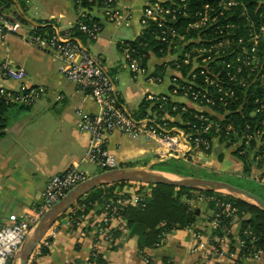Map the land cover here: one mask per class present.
<instances>
[{
    "label": "crops",
    "instance_id": "obj_1",
    "mask_svg": "<svg viewBox=\"0 0 264 264\" xmlns=\"http://www.w3.org/2000/svg\"><path fill=\"white\" fill-rule=\"evenodd\" d=\"M148 1L152 0H118L120 7L135 12L132 25L126 27L133 29V40H117L115 43L114 38L119 39L121 27L112 22L104 23V30L97 41L81 39L93 56L103 60L114 79L121 103L133 116L142 114L140 107L143 102L148 105L147 112L154 110L156 102L148 100L149 97L157 99L169 95L171 78L182 76L176 64L181 52L178 53L171 47H149L143 53L144 56L140 57L143 72L135 73L130 70L136 86L120 90L117 85L119 69L115 61L111 60L108 65L107 54L111 46L116 44L130 69L125 49H119V45L126 41L134 42L141 36L139 11ZM3 13L12 20L22 22L28 30L49 28L44 31H50L54 27L72 29L82 22V18H86V11L75 5L73 0H12L3 7ZM93 13L98 16V20H102L101 11L95 9ZM149 44L142 46L145 48ZM4 60H12L18 67L26 69L29 84L41 87L43 93L31 106L12 105L8 113L6 134L0 138V231L11 225V215L23 216L40 204L42 193L52 176L66 172L73 165H77L88 177L102 173L100 166L97 165L100 171L94 174L89 165L95 164L82 162L90 136L77 127L80 113L94 115L99 112V107L89 92L67 80L63 74V61L56 54L30 45L15 34H9L5 40L0 36V61ZM152 77H159V81H151ZM1 86L17 90L20 84L3 80L0 75ZM177 103L185 104V109L198 107L186 100H179ZM108 149L120 168L152 166L153 169L158 161L175 158L190 160L202 167L208 166L214 172L244 170V164L234 155V151L220 142L207 154L190 150L188 145L179 140L175 144H160L153 139L115 132L108 139ZM142 161L147 162L143 164ZM158 172L169 175L163 171ZM107 188L112 190L113 196L119 193H137L140 189L144 195L149 194L144 186L141 188L130 182L122 187L109 185ZM194 194L195 198L189 202L197 209L199 217L193 228L195 232L202 234L206 248L198 247V242L190 231L174 230L167 235L161 246L146 250L153 264H235L232 253H237V248H240V218L237 214L231 217V234L218 244L215 238L220 233L225 234L227 228L222 229L221 225H216L217 212L210 209L205 201L198 200L197 193ZM202 204L207 206L211 215L207 216ZM101 214L100 207L96 206L85 219L79 218L80 225H68L66 214L62 215L45 235L49 247L44 248L48 252L41 253L36 264H89L92 250L97 245L105 264H146L139 252L138 238L129 235L124 220L120 224H112V228L122 225L119 238L110 242L103 239ZM232 249L235 251H231ZM246 263L264 264V257L251 258Z\"/></svg>",
    "mask_w": 264,
    "mask_h": 264
},
{
    "label": "built area",
    "instance_id": "obj_2",
    "mask_svg": "<svg viewBox=\"0 0 264 264\" xmlns=\"http://www.w3.org/2000/svg\"><path fill=\"white\" fill-rule=\"evenodd\" d=\"M10 1L12 0H0L1 38L5 40L9 34H15L30 45L56 54L64 63L63 74L67 80L78 86V88L89 92L99 107V112L94 115L80 113L81 118L77 122L78 129L81 132L88 133L90 136L89 145L82 162L98 165L105 171L120 168L116 158L108 149V139L115 132L131 137L153 139L160 144H175L179 140L183 144L188 145L190 150L200 148L206 151L212 147V139L207 135H211L212 129H215L216 132L223 131L228 136L241 137L242 141L239 139V142L240 144L244 143L246 148L241 150L239 152L240 154L246 153L248 151L247 149L251 148L252 141L256 139H260L261 145H264V128L255 127L251 131V126L246 125L244 130L241 131V128L237 129L232 123L212 126L209 124L207 118L201 115L198 118V122L187 124V130L181 129L177 125L172 124L174 123V118L171 117L170 110L166 108V105L169 103V97L174 101L171 103L172 112L178 110L175 102L179 100L206 103L208 106L216 105L217 101L223 103V105H227L228 101L233 100L236 97V92L233 87H228L223 82L222 72L225 69L232 81H238L243 85L245 84L246 78L242 74L236 77L235 74L237 72H234L232 68H234L235 60L240 61L238 62L240 67L237 71L241 73H243L244 69L252 67L255 62L256 53L258 52L259 42L264 37V24L260 28V33L255 32L251 35L253 38L251 49H248L244 44V39H240L239 45L237 46L232 45L229 40H226V42L223 40L214 44L209 36H203L206 37L205 47L198 50L200 54L191 57L188 53H185L182 61L176 63L179 71L183 65L190 67L189 74L187 73L186 76L183 74H181L182 76H173L170 82L169 95H164L157 99L155 97H149L148 99L155 100L158 109L149 110L145 117L137 118L130 114L121 103L120 94L116 89L114 79L106 69L103 60L93 56L86 49L82 40L76 36L74 28L61 29L54 27L50 31L43 32L35 28L28 30L22 22L12 20L3 13V7ZM86 1L88 3H94V5L100 4V11L102 13V20L93 21L89 24L83 22L77 24L78 30L90 42H95L100 38L104 30V23L106 22H112L119 27H130L132 25L135 12L120 7L118 0ZM186 1L152 0L145 3L139 11V22L142 26V34L153 24L160 29V32L155 35L156 40L172 47L175 43L183 41L186 38V33L190 29L206 27L204 30H207L216 24L218 15H212L215 9L206 6L207 10L204 9L201 15L199 13L195 14V21L189 22L186 32L184 34L180 33L175 28V25L178 23L180 17L187 18L190 16ZM75 2L81 7L83 0H76ZM235 5H237L235 0H222L220 4L226 11ZM204 12H207V15L204 16H207V19L202 24ZM219 15L222 16L223 12ZM221 46H225V50H220ZM214 48L216 51H220L217 56L213 55L216 53ZM125 52L130 63V70L135 73H142L141 59L131 54V48L129 46H127ZM234 53L235 57H232L229 63H225L222 60L223 56H232ZM246 59H248L247 62L245 61ZM0 75L3 80H12L20 84L17 90L8 89L3 86L0 87V101L7 105L31 106L43 93L41 87L29 84L26 69L18 67L12 60L0 61ZM199 79L204 81L206 87L217 89V94H214L216 98L211 95L209 90L202 88L197 83ZM150 80L159 81V77H152ZM256 104L258 106L254 111V115L264 112V93L262 98L256 99ZM88 178L77 165H73L66 172L54 175L48 180L41 196V202L36 208L23 216L11 215V225L0 231V264H12L11 262H13L19 248L45 213L62 200L70 190ZM260 178L262 179L258 182L264 184V173H261ZM134 184L145 186L142 183L141 185L140 183ZM148 196L149 194L144 195L143 193H119L106 200L105 206L100 209L102 213L101 221L103 227L101 229V235L103 239L107 242L113 240V234L111 232L113 229L112 224L114 222H118L119 224L123 222V217L121 216V210L123 208L130 205L144 206ZM197 198L202 201L204 199L210 200V198H206L203 194L198 193ZM84 207L81 206L78 209L84 210ZM223 207L222 215H225L229 219L237 213V209L231 204H223ZM95 208L96 206L93 209ZM73 213L75 212L71 209L65 213L68 225H80L78 223L79 218L85 219L87 217V215H82L77 218L74 217L75 214ZM219 214H217V219L215 220L217 226L221 223ZM115 228H118L117 230L123 229L122 225ZM186 230L193 234L200 249L206 248L207 244L203 240L202 234L195 232L193 227H188ZM230 234L231 230L226 229L224 236L216 237L215 241L220 244L229 238ZM167 235H165L161 242L157 243L156 247L161 246L165 242ZM47 240L44 238L35 248L27 264H36L42 249L49 247ZM238 245L239 247H243L244 242L239 239ZM92 252L99 254L98 245L93 248ZM262 256V250L254 252L252 257H239L237 253H232V257L235 258V264H247V260L251 258L260 259ZM148 258L150 257L145 259L146 264H153Z\"/></svg>",
    "mask_w": 264,
    "mask_h": 264
},
{
    "label": "trees",
    "instance_id": "obj_3",
    "mask_svg": "<svg viewBox=\"0 0 264 264\" xmlns=\"http://www.w3.org/2000/svg\"><path fill=\"white\" fill-rule=\"evenodd\" d=\"M75 1L76 0H73V3L77 5ZM221 1L222 0H187L186 3L189 15L191 13H194L192 17L195 16L197 12L196 10L203 11L205 5H209L211 8L215 9L212 15H218L216 24L211 28L204 30L203 34L201 33L202 36H209L214 44H217L218 42H221L223 40H229L232 45L237 46L239 45V40L244 39V44L248 47V49H251L252 46L251 42H249V39H251L252 37V32L260 33V28L264 24V0H235L237 2V5L232 6V8L228 11L224 10V8L220 6ZM81 7L84 9V11H86V18H82L81 20L83 23L89 24L90 22L97 21L99 19L98 16L93 13V11L95 9L100 11V4L94 5V3H88L86 0H83ZM222 12L223 15H219ZM22 21L26 22L25 19H22ZM188 24V17H180L178 23L175 25V28H177L180 33L184 34L186 32ZM38 29L43 32L45 29L49 28ZM74 31L76 33V36H78L82 40H85L86 37L82 32L78 30V25L74 27ZM159 32L160 29L151 24L150 28L146 29L144 31V34H142L136 41H126L122 45H119V49L124 50L127 48V46H129L131 48V54L140 58L144 56L143 53L148 51L149 47H157L159 49L169 48L167 44L160 43L156 40L155 35H157ZM145 43L150 44L148 47L144 48V45L142 46V44ZM232 57H235V53L232 54V56H223L222 60L225 63H229ZM255 61H257L258 63V69H264V38H262L259 42V49L256 53ZM180 71L184 76H186L188 73V69H183ZM256 73L257 70L252 72L249 69H244L242 75L246 78V80L245 84L243 85L238 81H232L225 69L222 72L223 82H225L228 87H233L236 92V97L231 100L228 105L221 104L224 108L221 107L218 111L220 114L225 116L226 107H228L231 113L226 116V120L230 119V123H232L237 129L241 128V131L244 130L246 125L251 126V131H253L255 127L264 128V112L256 114L254 116L251 115L254 113L255 109L258 106L256 104V99L262 98V95L264 93V79H262L263 75L257 77V80L255 79V81L254 77ZM197 83L202 88H206L207 90H209L213 97H215V95L217 94V89L206 87V84L203 80L199 79ZM173 102L174 101L169 97V103L166 105V108L170 110L172 117L175 118V124L179 125L182 129L187 130L188 123L198 122V112L190 108H187L186 111H183L182 108L186 107V105L183 103H177L179 105V110L172 112L171 103ZM218 103L219 101H217V105H219ZM147 106V103L143 102L140 107V109L142 110V114L134 116L137 118L145 117L147 114ZM11 107L12 105H7L4 102L0 101V138L6 134V129L8 126V113ZM155 109H158L157 104L156 106H154V110ZM260 121L262 122L260 123ZM256 123L258 124L254 126ZM225 134L226 133H222L224 139L237 141L235 140L236 138H234L233 135H229L227 137L225 136ZM207 136L209 138H213L214 136L216 137L214 131L211 132V135ZM254 141H252V143H254ZM231 142H228L227 146H230L232 144ZM244 148L245 145L239 144V146L236 150H234L233 153L244 164L243 173L246 174V177L249 178L256 166L257 158L259 159V155L261 160L260 164H257H264V149L262 147L258 151H250V148L246 153L240 154L239 152ZM205 152L207 154H210L212 150H206ZM185 168H193V164L185 161L184 159L172 158L163 163L155 165L153 169L173 175L198 177L194 174L183 172L182 170H185ZM104 171L105 170H102V172ZM262 173H264V166L262 167ZM224 182L235 185L230 181ZM126 184L128 183H119L112 186L119 185L122 187ZM260 185L264 187V184L260 183ZM107 187L108 186L99 187L88 193L87 195L81 197L78 202L70 208L75 212L73 213L75 214L74 217L78 218L79 216L87 215L90 211L93 210L94 206H98L100 207V209H102L106 204V200L113 197L112 190L108 189ZM144 187L149 191V196L146 199L145 205H130L121 210V216L126 222V227L129 230V235L136 236L138 238V248L143 259H146L148 257L146 254V250L155 248L157 243L161 242L165 235L170 234L174 230H184L195 225L199 214L197 213V209H195L189 202L193 198H195L194 193L203 194L206 198H210V200L204 199L203 201H205L210 209L215 210L217 214L220 213L219 220L221 222L220 225L222 229L224 227L230 229L231 226V220L225 215H222L224 208L223 204H231L234 208H236V214L240 218L239 239L244 242L243 247L237 248L239 250L237 252L238 256L252 257L254 252L262 250L264 257V211L260 210L259 208L254 207L246 201H243L236 197L223 195L216 192L203 190L201 191L189 188H177L164 184H145ZM246 190L264 199L255 191L249 189ZM137 193H141V189ZM81 206H85L84 210L78 209V207ZM117 229L118 228H113L111 230L113 234V240L121 236L122 230ZM245 232H247V234H245ZM223 235L224 234L221 233L219 234V236ZM231 251L235 250L232 249ZM47 252L48 250L46 248H43L41 253L46 254ZM148 259L151 263H153L150 258ZM105 263L106 262L104 261L101 254L92 252L89 264Z\"/></svg>",
    "mask_w": 264,
    "mask_h": 264
},
{
    "label": "rangeland",
    "instance_id": "obj_4",
    "mask_svg": "<svg viewBox=\"0 0 264 264\" xmlns=\"http://www.w3.org/2000/svg\"><path fill=\"white\" fill-rule=\"evenodd\" d=\"M159 1H166V0H159ZM206 6H209V5H205V8H204L205 10H207ZM196 11H197L196 14L197 13H199V15L202 14L201 10H196ZM206 13L207 12L203 13V17L205 15H207ZM30 14L32 15V12ZM193 14L194 13H191L190 16L188 17L189 22H194L195 21V16L192 17ZM206 19H207V16L204 17V19H202V24L206 22ZM205 28L206 27L199 28V29L198 28L197 29H190V31H188L186 33V38L183 41H179V42L175 43L171 47L174 51H177L178 53L179 52L182 53V55L178 59L177 63H180L182 61L185 53H188L191 57H195V56L200 54V51H198V50H200V49L205 47V38L206 37H203L201 35V33L203 34ZM253 33H255V32H252V34ZM118 37H119V39L114 38L115 43H116L117 40H133L134 37H135V33L133 32V29H131V28L121 27V28H119ZM224 42H226V40H224ZM249 42H251V44L253 43V38L252 37H251V39H249ZM255 43H256V38H255ZM224 48H225V46H221L220 50H225ZM258 49H259V45H258ZM93 50L95 51V49H93ZM214 51H216L215 48H214ZM219 52L220 51H216V53L213 54V55L217 56L219 54ZM107 57H108V63H109L108 65H110L111 60L115 61V65L119 69V77H118L119 82H117V85H118L119 89L123 90V89H125L128 86L135 87L136 85H135L134 81L132 80V75H131L130 69L127 67L128 64H127V62L125 60V57L122 55V53L120 51L117 50L116 44H113L111 46V50L107 54ZM247 60L248 59H246L245 61L247 62ZM238 62H240V61L239 60H235V63L233 65L234 68H232V70L234 72H237L235 74L236 77L239 74H242L241 72L237 71L239 69V67H240V64ZM187 68H189L188 69V74H189L190 67H188L186 65H183L180 70L187 69ZM247 69L251 70L252 72L257 70V73H256V75L254 77V80L255 79L257 80V77H259L261 75H263L262 79H264V69H261V68L258 69L257 61L254 62L252 67H248ZM260 70H261V72H260ZM230 101H228L227 105L229 104ZM187 102H190L191 104H194V105L198 106L197 108H199L200 111L197 108L194 109L195 111L197 110L196 112H198V118L201 116V114L202 115L205 114L204 116L207 118L209 124L212 125V126H215V125H217V126H219V125H228L230 123V119L226 120V116H228L231 113L229 111L228 107H226L225 116L220 114L219 111H218L219 108H221L223 106V105H221V104H223L221 102L218 103L219 105L216 104V105H213V106H208L206 103H201V102H196L195 103V102H192L190 100H187ZM177 107H178V110H179V106L178 105H177ZM222 108H224V107H222ZM182 110L186 111L185 108H182ZM251 115L254 116V113L251 114ZM260 119H262V118H260ZM258 122H259V120H258ZM261 122L262 121H260V123ZM172 124L177 125L175 123H172ZM257 124L258 123H256L254 126H256ZM177 126L179 128H181L179 125H177ZM212 131H214L216 137L214 136L213 138H211L212 139L211 140L212 147L210 148V150H214L213 148L216 145V143L220 142L221 145H224V147H226L227 149H230V150L234 151V150L237 149V147L240 144L239 139H241V141H242L241 137L236 138V136L234 138H236L235 140H237V141H234V140L232 141L231 139L226 140L222 136V133H225V132H223V131L216 132L215 129H212ZM186 133H189V132H186ZM239 135L241 136V134H239ZM225 136L228 137V135H226V134H225ZM259 140L260 139H256L254 141V143H251L250 151H256V150L258 151L262 147L264 149V145L262 146L261 142ZM228 142H231L232 144L230 146H227ZM242 145H245V144L243 143ZM254 145H255V147H254ZM245 148H246V146H245ZM247 150H249V149H247ZM194 151H203V152H205L204 149H200V148H197ZM214 157H216V156H214ZM260 160L261 159H260V155H259V159L257 158V163L258 164H260ZM142 162L144 164L147 161L146 162L142 161ZM188 162L191 163L190 160H188ZM257 163H256L255 168L253 169L254 172H252V174L249 176V178L246 177L247 175L244 174L242 171L239 172V171L234 170V171H230V172H214L211 169L209 170L208 166L202 167L199 164H193V163H192L193 164V168H185V170L183 169L182 171L185 172V173L194 174V175H196L198 177H205V179L212 178V180L230 181L231 183H233L235 185H238V186L243 187L245 189H249V190L255 191L257 194L261 195L264 198V187L262 185H260V183L258 182V181H261V179H262V178H260V176H261L262 167L264 166V164L258 165ZM89 169L94 174L98 173L100 171V169L97 168V165H89ZM101 170H103V169H101ZM201 207H202L203 211L207 213V216L211 215V211L207 209V206L205 204H202ZM15 257H14V259H15ZM14 259H13V262H14Z\"/></svg>",
    "mask_w": 264,
    "mask_h": 264
},
{
    "label": "water",
    "instance_id": "obj_5",
    "mask_svg": "<svg viewBox=\"0 0 264 264\" xmlns=\"http://www.w3.org/2000/svg\"><path fill=\"white\" fill-rule=\"evenodd\" d=\"M164 161L166 160L158 161L157 164ZM129 182L152 185L164 184L177 188H189L230 195L264 211V199L246 189L224 181L192 176L167 175L153 170L152 166L117 168L104 171L78 184L62 200L47 211L19 248L12 264H27L31 254L44 239L51 226L74 206L81 197L102 186Z\"/></svg>",
    "mask_w": 264,
    "mask_h": 264
},
{
    "label": "bare ground",
    "instance_id": "obj_6",
    "mask_svg": "<svg viewBox=\"0 0 264 264\" xmlns=\"http://www.w3.org/2000/svg\"><path fill=\"white\" fill-rule=\"evenodd\" d=\"M171 177V176H170Z\"/></svg>",
    "mask_w": 264,
    "mask_h": 264
}]
</instances>
